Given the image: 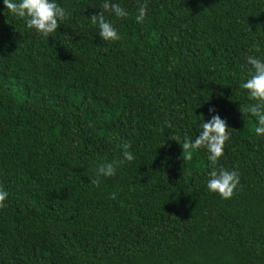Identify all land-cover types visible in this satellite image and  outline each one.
<instances>
[{"label":"trees","instance_id":"trees-1","mask_svg":"<svg viewBox=\"0 0 264 264\" xmlns=\"http://www.w3.org/2000/svg\"><path fill=\"white\" fill-rule=\"evenodd\" d=\"M58 2L49 38L0 3V264H264V136L238 111L264 0H149L142 25L116 0L111 43L89 23L100 0ZM210 105L231 132L218 164L240 176L228 199L203 149L182 159ZM122 142L133 161L93 184Z\"/></svg>","mask_w":264,"mask_h":264},{"label":"clouds","instance_id":"clouds-1","mask_svg":"<svg viewBox=\"0 0 264 264\" xmlns=\"http://www.w3.org/2000/svg\"><path fill=\"white\" fill-rule=\"evenodd\" d=\"M7 12L14 18L22 20L25 28L33 30L42 38L52 36L59 24L70 15L65 6L58 0H0ZM137 7L134 13V21L143 24L146 20L149 0H136ZM100 11L88 15L89 23L95 27V33L100 40L106 42L119 41L121 34L118 32L111 17L117 19L129 16V12L116 0H100ZM256 53L260 51V45L254 44ZM244 64L247 71L239 81L238 87L246 90V99L250 102L239 103L238 111L244 117H252L255 121L253 132L256 136H264V56L249 52L244 56ZM208 100V99H207ZM209 118L200 119L195 124V134L183 133L179 142L183 156L182 159L190 160L194 151L203 149L204 157L208 162V171L205 173V186L209 192H214L221 199H228L237 189L240 181L238 171L233 168L226 169L219 165L218 161L225 151V142L229 139L231 132L228 130L226 121L222 118L215 107H208ZM165 127H171L169 121H164ZM131 145L122 142L118 145L119 157L112 160H100L95 165V184L101 177H112L116 174L117 167L125 162H131L134 154L130 151ZM114 196V194H111ZM8 196L7 190L0 187V207Z\"/></svg>","mask_w":264,"mask_h":264}]
</instances>
